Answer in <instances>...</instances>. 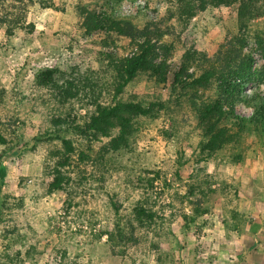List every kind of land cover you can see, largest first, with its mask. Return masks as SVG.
Wrapping results in <instances>:
<instances>
[{
  "label": "rangeland",
  "instance_id": "374dc122",
  "mask_svg": "<svg viewBox=\"0 0 264 264\" xmlns=\"http://www.w3.org/2000/svg\"><path fill=\"white\" fill-rule=\"evenodd\" d=\"M177 4L31 0L32 34L10 36L0 28V89L11 91L7 115L16 121L19 138L12 149L0 148V264H264V129L247 137L239 164L226 153L201 161L202 134L190 108L184 102L178 106L180 90L173 85L187 48L218 53L229 43L239 47L243 39L252 72H261L264 15L242 31L237 6L220 14L209 8L197 12L183 31L172 18ZM85 11L148 31L156 44L155 63L165 67L168 80L161 84L140 77L128 85L125 100L159 102L165 110L145 123L132 152L111 160L108 195L93 197L87 189L88 195L77 196L78 207L67 210L65 193L45 191L52 162L38 139L50 126L37 104L36 77L45 69L77 65L99 70L107 67L108 54L132 56L134 47L129 39L88 35L82 26ZM188 74L199 71L192 68ZM246 92L264 96V82L254 80ZM202 96L207 100L212 93ZM236 111L246 118L253 114L243 103ZM140 201L153 207L154 225L136 226L134 235L130 230L122 238L115 235L117 218L134 222Z\"/></svg>",
  "mask_w": 264,
  "mask_h": 264
},
{
  "label": "trees",
  "instance_id": "16d2710c",
  "mask_svg": "<svg viewBox=\"0 0 264 264\" xmlns=\"http://www.w3.org/2000/svg\"><path fill=\"white\" fill-rule=\"evenodd\" d=\"M30 5L31 0H0V28H5L10 36L23 31L32 34L34 25L28 23ZM231 6L238 7L242 31L264 15L262 0H178L172 18L184 26V31L197 12L211 8L220 14ZM84 16L82 26L88 35L129 39L134 47L132 56L117 58L108 54L107 67L99 70L77 65L68 70L45 69L36 77L37 104L46 110L50 126L38 139L39 144H46L52 162L45 191L48 195L65 193L67 210L78 207L75 200L77 196L88 195L87 189L93 192V197L108 195L111 160L122 152H132L145 123L155 120L165 110L159 102L125 100L128 85L140 77L156 79L161 84L168 80L165 67L155 63L156 44L148 31H137L131 24H122L94 11H85ZM191 37V33L187 35ZM245 44L243 39L239 47L229 43L218 53L209 54L189 47L174 74L173 85L180 90L176 98L178 106L184 102L190 108L202 134L201 161L226 153L232 157V163L239 164L244 159L247 137L264 129V96L246 92L254 80L264 82V68L252 72L253 60L242 53ZM192 68L199 74L189 75ZM208 92L212 96L204 100L202 95ZM12 93L16 100L18 94L14 90ZM10 95L11 91L0 89V148L4 150L12 149L19 139L17 123L7 115ZM240 103L253 109L250 118L237 114ZM81 111L84 115H80ZM153 182L154 179H149L148 186L152 187ZM113 206L118 217V208L115 203ZM152 208L146 202H138L133 210L134 222H124L118 217L115 235L122 238L128 230L134 235L136 226L152 227L156 221Z\"/></svg>",
  "mask_w": 264,
  "mask_h": 264
}]
</instances>
